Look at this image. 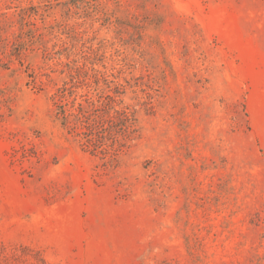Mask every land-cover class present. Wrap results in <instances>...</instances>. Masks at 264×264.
Listing matches in <instances>:
<instances>
[{"label": "rangeland", "instance_id": "obj_1", "mask_svg": "<svg viewBox=\"0 0 264 264\" xmlns=\"http://www.w3.org/2000/svg\"><path fill=\"white\" fill-rule=\"evenodd\" d=\"M0 264H264V0H0Z\"/></svg>", "mask_w": 264, "mask_h": 264}]
</instances>
